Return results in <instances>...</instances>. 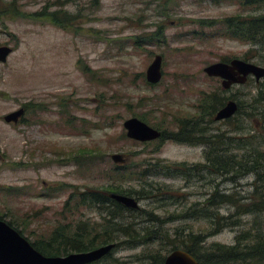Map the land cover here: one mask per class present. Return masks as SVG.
<instances>
[{
    "label": "rangeland",
    "instance_id": "rangeland-1",
    "mask_svg": "<svg viewBox=\"0 0 264 264\" xmlns=\"http://www.w3.org/2000/svg\"><path fill=\"white\" fill-rule=\"evenodd\" d=\"M15 10L26 16L56 14L58 24L44 15L35 21L21 18ZM236 12L232 2L210 7L199 0H0V46L13 50L0 63L2 221L30 243L49 238L60 226H70L67 233H72L78 224L100 223L99 209L77 204L76 196L70 201V196L110 185L139 192L140 184L115 177L110 159L114 153L123 154L135 170L151 165L147 181L166 190L137 202L140 210L153 211L159 218H171L191 206L199 208L214 189L242 199L240 204L249 203L253 175L234 181L207 173L202 177L204 146L169 140L144 142V146L128 139L123 128L125 120L140 115L146 116L148 126L168 132L176 130L175 118L202 121L203 93L221 89L219 80L203 73L205 67L242 60L250 49L254 50L249 62L263 66L255 46L219 35L218 27L200 26L201 18H224ZM150 36L153 41L145 42ZM155 55L162 56V78L149 86L145 72ZM249 79L225 95L242 101L236 121L213 120L208 131L249 137L257 147L264 140V108L254 106L252 100L258 93L255 85L264 79L257 84ZM21 107L26 112L20 122L3 121L4 115ZM182 163L185 174L163 168ZM192 167L196 171H189ZM9 188L18 193L8 192ZM218 213L237 220L239 226L216 235L208 233L204 220L177 219L163 226L170 232L179 228L182 239L188 231L200 232L206 247L232 245L239 232L254 231L255 225L264 233V227L258 226L264 213L235 216L228 204ZM145 218L138 212L132 219L143 227L150 225L142 223ZM166 249L160 242L120 246L94 264H155L152 256H166Z\"/></svg>",
    "mask_w": 264,
    "mask_h": 264
},
{
    "label": "trees",
    "instance_id": "trees-1",
    "mask_svg": "<svg viewBox=\"0 0 264 264\" xmlns=\"http://www.w3.org/2000/svg\"><path fill=\"white\" fill-rule=\"evenodd\" d=\"M259 1L261 3V0ZM14 13L21 18L31 17L33 21L44 15L52 24H58L56 14L45 13V11L32 16H26L18 10H15ZM225 25L227 28L221 29L218 27L219 30L216 33L219 35L223 34L232 40L255 46V51L259 53V64L264 66V14H251L246 23L229 21ZM152 36L148 37L145 42H152ZM134 45L139 47V41H136ZM253 50L250 49L249 55H251ZM249 55H245L242 60L249 62V59H253ZM229 61L223 60L221 62L228 63ZM249 82L250 79L246 83ZM147 85L154 86L149 83ZM255 87L258 88V93L253 97L252 102L254 106L255 104L263 105L264 108V89H262L264 88V83H258ZM226 92L228 90L218 89L216 92L203 93L201 98L202 121H197L195 118H175L176 130L169 132L166 128L161 129V126L157 125V130H162L158 142L163 143V141L169 140L178 144L204 146V163L200 165L202 177L207 173L211 176L222 177L226 181H234L250 174L253 175L254 181L249 203L240 204L242 199L234 198L230 194H221L217 189H214L203 200L199 208L196 209L191 206L180 211L179 215L173 216L171 214L173 216L171 218H159L154 215L153 211L131 210L110 199L109 195L111 193L129 197L136 195L137 201L147 200L148 198H154L155 195L164 194L166 188H163L161 184L153 187L152 183L147 181L148 177L152 176L150 164L141 168V170H135V167L129 164L122 166L114 164L115 177L140 184L139 192L133 189H123L119 185H110L102 189L88 188L79 196L72 195L70 196V201L73 196H76L77 200L75 202L77 204L99 209L101 222L78 224L72 233H67L70 230V226H60L53 230L49 238H40L33 243H29L35 250L46 257H58L66 256L70 253L88 252L107 244H114L115 248L120 246L132 248L138 245L160 242L163 243L164 248H167V254L173 250L181 249L192 255L198 264H264V233L259 227L255 228L256 225L252 228L254 231L250 229L239 232L235 236V241L232 245L211 244L207 247L204 244V235L200 234V232L188 231L186 237L182 239L180 235L183 233L179 228L174 230L175 232H170L168 228L163 226L165 223L177 219L204 220L207 227L210 228L208 233L216 235L227 228L239 226L238 221L231 219L232 217L219 215L218 212L222 205H230L235 210V216L262 215L264 213V140L256 147L254 146L255 142L249 137L227 132L211 134L208 131L209 125L214 122L213 118L216 112L227 101L235 100L238 110L232 118L222 121L224 124L236 121V117L242 110V101L238 102L234 95L225 97ZM254 111L258 110L254 109ZM137 118L147 122V118L144 115L137 116ZM238 130L240 128H237L235 132ZM142 145L145 146L147 144L142 143ZM84 154H87V152ZM163 168L168 172L172 170L176 174H185L184 168L186 166L182 163ZM189 171L194 172L196 168L192 167ZM8 190V192L14 191V194L18 193L17 190L12 188ZM70 201L66 202L65 209L70 206ZM138 212L141 215L145 213L146 218L142 223L150 225L137 227L136 220L134 221L132 218H135V214H138ZM194 216L196 218H189ZM7 224L11 226L10 223ZM258 226L264 227V222H259ZM182 230L187 232L185 228ZM166 256L154 254L152 258L155 264H163Z\"/></svg>",
    "mask_w": 264,
    "mask_h": 264
},
{
    "label": "water",
    "instance_id": "water-1",
    "mask_svg": "<svg viewBox=\"0 0 264 264\" xmlns=\"http://www.w3.org/2000/svg\"><path fill=\"white\" fill-rule=\"evenodd\" d=\"M13 52L9 46H0V63H5ZM162 56L155 55L146 69L147 83L156 85L162 78ZM208 78L218 79L222 90H229L234 85H244L248 78H253L258 83L264 78V66H259L241 59H232L228 63L216 62L203 69ZM238 110L235 101L229 100L219 109L214 121H224L232 118ZM24 110L11 112L3 117L5 123L17 124L23 117ZM123 128L128 139L144 143L158 140L161 133L148 126L138 118H129L124 121ZM110 159L115 165H125L127 158L120 153H114ZM110 199L125 208L137 210L139 204L133 197L111 193ZM115 247L108 244L88 252L70 253L66 256L46 257L29 243L18 231L0 220V264H91L105 257ZM163 264H198L197 260L189 253L176 249L171 251L164 259Z\"/></svg>",
    "mask_w": 264,
    "mask_h": 264
},
{
    "label": "flooded vegetation",
    "instance_id": "flooded-vegetation-1",
    "mask_svg": "<svg viewBox=\"0 0 264 264\" xmlns=\"http://www.w3.org/2000/svg\"><path fill=\"white\" fill-rule=\"evenodd\" d=\"M200 1L203 3H208L210 5V7L212 5L218 6V5L228 4V2H232L237 6V8L239 10V12L233 13L229 16L224 17V18H216V19L215 18H212V19L211 18H201V19H199L201 21L200 26L205 27V28H210V29L215 28V27H220L221 29L227 28L225 24L229 21H233L236 23H240V22L246 23L248 21V17L252 14L249 12L255 11V10L262 11L260 13H257L258 15L264 14V0H261V3L259 0H199V2ZM251 3H252V6L250 7ZM231 24H229V26H231ZM21 108L24 110V114H25V112H26L25 108L24 107H21ZM24 114H23V116H24ZM22 118L19 119L18 122H20L22 120ZM8 124H10V123H8ZM194 168H196V167H194ZM114 249H115V247L111 250V252ZM111 252H110V254H111ZM110 254L108 253L105 257L109 256ZM105 257H103V258H105ZM102 259H100V260H102ZM94 263H96V262H94ZM94 263H91V264H94Z\"/></svg>",
    "mask_w": 264,
    "mask_h": 264
}]
</instances>
